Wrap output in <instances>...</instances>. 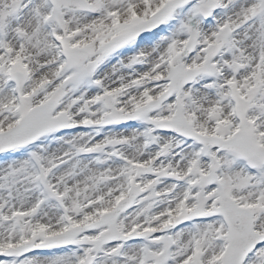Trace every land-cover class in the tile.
Segmentation results:
<instances>
[{
    "label": "snow or ice",
    "instance_id": "snow-or-ice-1",
    "mask_svg": "<svg viewBox=\"0 0 264 264\" xmlns=\"http://www.w3.org/2000/svg\"><path fill=\"white\" fill-rule=\"evenodd\" d=\"M0 264H264V0H0Z\"/></svg>",
    "mask_w": 264,
    "mask_h": 264
}]
</instances>
